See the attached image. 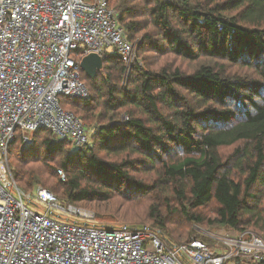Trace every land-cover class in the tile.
Returning <instances> with one entry per match:
<instances>
[{
  "label": "trees",
  "instance_id": "16d2710c",
  "mask_svg": "<svg viewBox=\"0 0 264 264\" xmlns=\"http://www.w3.org/2000/svg\"><path fill=\"white\" fill-rule=\"evenodd\" d=\"M109 6L130 40L143 38L128 84L117 53L95 79L81 69L89 97L60 101L92 144L74 151L40 128L25 147L17 131L16 183L93 211L95 224L151 229L176 245L197 228L264 235V0Z\"/></svg>",
  "mask_w": 264,
  "mask_h": 264
},
{
  "label": "built area",
  "instance_id": "2783aa9c",
  "mask_svg": "<svg viewBox=\"0 0 264 264\" xmlns=\"http://www.w3.org/2000/svg\"><path fill=\"white\" fill-rule=\"evenodd\" d=\"M109 2L0 0V264H264V235L250 230L197 228L176 245L151 229L95 224L93 211L16 183L9 147L17 131L25 147L40 128L79 147L92 144V132L60 101L89 97L85 55L117 53L128 84L143 38L130 40Z\"/></svg>",
  "mask_w": 264,
  "mask_h": 264
},
{
  "label": "water",
  "instance_id": "95a60500",
  "mask_svg": "<svg viewBox=\"0 0 264 264\" xmlns=\"http://www.w3.org/2000/svg\"><path fill=\"white\" fill-rule=\"evenodd\" d=\"M104 60L105 58L99 53L91 52L81 59L80 67L89 78L95 79L104 67Z\"/></svg>",
  "mask_w": 264,
  "mask_h": 264
},
{
  "label": "rangeland",
  "instance_id": "374dc122",
  "mask_svg": "<svg viewBox=\"0 0 264 264\" xmlns=\"http://www.w3.org/2000/svg\"><path fill=\"white\" fill-rule=\"evenodd\" d=\"M141 63V65H142V62H140ZM89 130V129H88ZM90 131V130H89ZM90 132H92V131H90ZM72 148H73V150L75 151V150H77L78 149V146L77 145H74V146H72ZM223 229L225 230V231H231L227 226H225V227H223Z\"/></svg>",
  "mask_w": 264,
  "mask_h": 264
}]
</instances>
